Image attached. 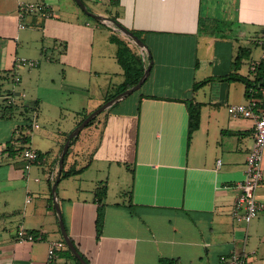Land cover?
I'll list each match as a JSON object with an SVG mask.
<instances>
[{"label":"crops","instance_id":"0c3cea01","mask_svg":"<svg viewBox=\"0 0 264 264\" xmlns=\"http://www.w3.org/2000/svg\"><path fill=\"white\" fill-rule=\"evenodd\" d=\"M21 1L46 2L51 14L22 17ZM84 2L137 32L148 51L136 49L112 25L86 19L76 0H0V264H46L53 241L60 245L56 264H82L70 254L54 204L60 153L85 115L148 65L142 86L118 102H131V110L125 105L118 110L116 103L101 112L65 155L57 195L76 248L89 264H162L163 259L231 264L226 258L233 252L247 254L252 264H264V210L250 222L234 214L237 183L245 178L254 143L255 118L229 112L230 104L247 103L248 94L245 82L225 78L234 71L240 51L245 57L237 72L243 76L252 75L251 64L262 58L264 0ZM113 35L138 59L129 78ZM40 56L44 63L28 67L29 72L38 70L52 98L42 94L32 77L25 78L23 66L15 65L19 57L41 63ZM14 74L20 75L19 83ZM208 78L194 90L196 82ZM63 92L70 95L64 99ZM10 94L17 95L13 105L7 103ZM48 100L56 102V109L67 105L73 115L67 138L57 139L50 157L43 155L42 146L23 141L26 132L32 140V129L41 128L35 110L44 118ZM190 101L201 102L200 126L191 137ZM120 116L135 122L132 153L123 148L128 121L116 123ZM119 137L121 145L115 143ZM27 144L40 152L28 169L22 155ZM89 148L93 161L80 164V153ZM73 170L79 172L63 176ZM103 185L107 193L99 231L97 191ZM256 197L264 202V159ZM20 227L41 237L18 240Z\"/></svg>","mask_w":264,"mask_h":264},{"label":"built area","instance_id":"2783aa9c","mask_svg":"<svg viewBox=\"0 0 264 264\" xmlns=\"http://www.w3.org/2000/svg\"><path fill=\"white\" fill-rule=\"evenodd\" d=\"M20 16L23 17L25 13H43L51 14L50 5L46 2L38 1H21L20 2ZM21 27H25V23H20ZM260 43L264 48V32L261 36ZM264 59V51L262 58L251 64L250 71L255 77L261 60ZM40 64L39 59L19 57L16 58V66L36 67ZM251 75V76H252ZM21 77L19 74H14V81L19 83ZM25 96V93L22 94ZM17 101V95L10 94L7 97L8 105H13ZM231 114L237 116H246L255 118L254 129V143L247 156V165L245 170V178L237 183L240 193L236 198L234 204V214L239 220L250 222L252 219L259 216L260 212L264 210V202L259 201L256 197V191L263 179V159H264V79L259 81L250 88V95L247 103H234L228 106ZM34 127H38L39 123L34 122ZM22 155L26 160V168H30L32 163L36 161L40 152L30 145H25L22 150ZM41 235H36L34 232L20 227L17 231L18 240L34 241ZM59 243L53 241L48 249L46 264H56V250ZM226 259L231 264H252L247 254L233 252ZM174 264H179L174 262Z\"/></svg>","mask_w":264,"mask_h":264},{"label":"rangeland","instance_id":"374dc122","mask_svg":"<svg viewBox=\"0 0 264 264\" xmlns=\"http://www.w3.org/2000/svg\"><path fill=\"white\" fill-rule=\"evenodd\" d=\"M83 16L86 19H89L90 21H95L93 17H91L87 14H83ZM134 45H135L136 49L139 48V46L137 44H134ZM135 57H136V55L132 56V54L128 50H124L123 58H124V60H126L130 64H135V63L138 64L137 63L138 61L135 60ZM40 59H41L40 64L42 65L44 63V57L40 56ZM142 59L144 60L143 56H142ZM23 67L24 68L22 69V74L25 75V78L31 79V77H32L33 82H35L34 83L35 86L38 85L40 87L42 94H44L45 96H47L49 98H52L51 97L52 92L48 89V87H47L48 84L46 83V81H44L43 78H42V80H39V77L37 76L38 70L34 69V71L32 73H30L28 67H25V66H23ZM29 73H30V75H29ZM36 79L39 80L38 83L36 82ZM63 93H64V99H66L67 96L70 95V92H63ZM135 95H137V94H135ZM136 97L137 96H133L130 99L134 100V99H136ZM49 103L50 104H48V113L45 114L44 118H43V115L41 114V112L39 110H35L36 114H38V116H39V122L41 124V128H33L31 131L32 140L30 139L31 140L30 143H32L33 145L42 146L43 155L44 156L46 155L48 157H50L53 154L51 150L57 144V139L59 141H61V140L65 139V137L67 138L66 135L68 133H66V132L69 130L70 126L73 124V120H72L73 115L68 110L67 105L65 107L58 108L59 109L58 110V109H56V105H55L56 102L54 103V102L49 101ZM129 104L125 105V104L118 103L116 105V107L119 110L120 108H123L125 105L127 110H131L129 108ZM46 105H45V107H46ZM134 106L135 105L133 104V108H134ZM56 110H57V114H56ZM33 113L34 112H32V116H34ZM125 120L128 121V127H126V130H125V139H124V143H123V148L126 152L132 153L134 150V144H135V122H134V120H132V118L130 116L128 118H125V117L122 118V116H120L117 118L116 123H120V121H125ZM89 129H90V125L86 126L83 130V135L87 131H89ZM117 131L122 132L120 130H117ZM115 143L117 145H121L122 144V137H119V142H115ZM72 145H74V144H72ZM110 145L111 144H109V146ZM92 161H93V159L91 157L90 148L86 149L80 153V156H79V163L80 164L88 165ZM89 173H91V172H89ZM41 174L43 176L42 178L44 179V181H46L44 172L41 171Z\"/></svg>","mask_w":264,"mask_h":264},{"label":"trees","instance_id":"16d2710c","mask_svg":"<svg viewBox=\"0 0 264 264\" xmlns=\"http://www.w3.org/2000/svg\"><path fill=\"white\" fill-rule=\"evenodd\" d=\"M135 33L137 35H139L137 32H135ZM112 40L115 41L116 43H118V45H119V48H118L119 59H120L121 63L124 65L125 72H126V74H128V78H129V75L131 74V70H132L134 64H130L129 62L124 60L123 52H124V50H128L132 54V56H135V55H134V53L131 52L130 48L126 45V43L123 40H121L120 38H118L116 35L112 36ZM244 57H245V53H244V50H242V51H240V53L237 55V57L234 60V71L229 73L225 78L229 79V80H241V81L245 82L246 83V91H247V94H248V97H249L250 88L252 86H254L255 84L259 83V81H262L264 79V59H262L261 62H260L257 75L255 77H253L251 75L243 76V75H241L240 73L237 72V69L242 64V61H243ZM137 61H138V59H137ZM140 61H141V59H140ZM144 71H145V67L144 66L139 68V70L136 72L135 77L133 79H131V80L128 79L124 84H122L120 89H119V91L117 93H119V92L127 89L128 87L136 84L139 81V79L141 78V76L143 75ZM210 80L211 79L208 78V79H204L202 81L196 82L195 86H194V90H197L199 87H201L204 84L208 83ZM115 95H113V96H115ZM113 96L109 97L108 99L112 98ZM9 110L12 111V107H9ZM188 110H189V137H191L192 134L194 133V131L197 130L199 128V126H200L201 102L190 101L188 103ZM87 116L88 115H85V117H87ZM95 119H96V117L93 120H91L88 125H90ZM28 126L30 127V124H28ZM77 137L78 136H76V137H74L72 139L70 147L74 143V141L77 139ZM30 139H31V135L26 132V134L23 137L24 144L30 142ZM10 147H11V145H9L8 149L10 151H12V148H10ZM70 147H69V149H68V151L66 153V156L69 153ZM78 172H79V170L78 171L77 170L66 171V172H64L63 176H69L71 174L78 173ZM106 193H107V186L106 185H103L97 191V195H98L99 200H100L99 214H98V218H97V225H98L99 231L102 228L103 218H104V207H103V204L101 202L104 199V197L106 196ZM70 254H71V256H73L76 259V261L78 263H80V260L74 254H72L71 252H70ZM162 264H174V261L170 260V259H163L162 260Z\"/></svg>","mask_w":264,"mask_h":264},{"label":"water","instance_id":"95a60500","mask_svg":"<svg viewBox=\"0 0 264 264\" xmlns=\"http://www.w3.org/2000/svg\"><path fill=\"white\" fill-rule=\"evenodd\" d=\"M77 3L79 4V6L83 9L84 12H86L89 16L93 17L95 20L99 21V22H103V23H108L110 25H112L113 27H115L118 31H120L123 35H125L128 39H130L132 42H134L135 44H137L140 49H142L143 53H146V51H148V47L146 45V43L142 40V38L137 35L134 31L128 29L127 27L123 26L120 22H118L116 19L97 13L93 10H91L90 8H88V6L86 5V3L84 2V0H76ZM150 68L151 65H148L143 73V75L141 76V78L139 79V81L128 87L127 89L117 93L115 96H113L112 98L108 99L107 101H105L102 105H100L99 107H97L95 110H93L87 117H85L68 135V138L62 148V151L60 153V171H59V175L58 178L56 180V182L53 184L52 186V190H53V194H54V204L58 213V217H59V222L61 225V229H62V233L63 236L65 238V241L67 242L69 248L71 249V251L75 254V256L81 261L82 264H89L88 261L83 257V255L78 251V249L76 248L72 238L70 237L65 224H64V219H63V215L61 212V208H60V203L58 200V195H57V183L60 180V176H61V172L63 170L64 167V160H65V155L70 147L71 141L74 137H76L83 128H85L89 122L91 120H93L97 115H99L101 112H103L104 110H106L107 108H110L111 106H113L114 104L118 103L119 101H121L122 99L126 98L127 96H129L130 94H132L134 91H136L137 89H139L142 84L145 82L147 76L150 73Z\"/></svg>","mask_w":264,"mask_h":264}]
</instances>
